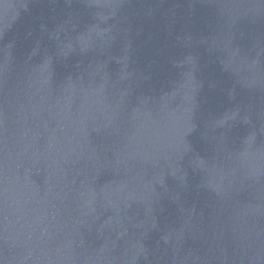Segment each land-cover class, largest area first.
Listing matches in <instances>:
<instances>
[{
	"label": "water",
	"instance_id": "1",
	"mask_svg": "<svg viewBox=\"0 0 264 264\" xmlns=\"http://www.w3.org/2000/svg\"><path fill=\"white\" fill-rule=\"evenodd\" d=\"M0 264H264V0H0Z\"/></svg>",
	"mask_w": 264,
	"mask_h": 264
}]
</instances>
